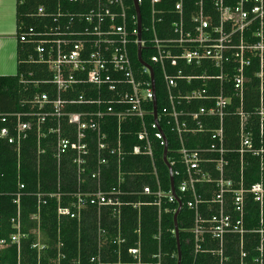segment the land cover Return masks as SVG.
Wrapping results in <instances>:
<instances>
[{"label": "built area", "instance_id": "2783aa9c", "mask_svg": "<svg viewBox=\"0 0 264 264\" xmlns=\"http://www.w3.org/2000/svg\"><path fill=\"white\" fill-rule=\"evenodd\" d=\"M58 1L77 8L58 7L48 15L40 7L37 17H50L52 23H43L40 30L29 27L20 35L21 43L33 45L28 63L38 66L41 76L33 79L35 73L28 72L20 80L47 90L27 112L15 114L13 123L0 116V145L5 142L18 151L31 134L37 139L54 135L52 157L57 166L72 154L79 185L67 194L75 202L59 207L57 214L79 219L83 211H96L99 244L88 264H108L101 215L109 213L120 224L122 209L129 206L157 209L159 248L147 263L139 243L125 251L128 263L121 262L120 249L113 252L117 264H165L161 209L167 201L177 209L179 202L182 210L177 192L191 197L184 206L193 215L187 233L195 257L211 255L214 264H264V0H149L144 29L141 16L138 25L133 0ZM168 1H173L169 25L164 20ZM142 2L136 0L139 12ZM134 48L138 66L132 60ZM161 123L177 135L180 145L183 180L177 191L174 187L175 194L163 192L158 180L155 190L144 186L141 191L152 198L150 203H125L119 187L104 190L103 168L111 162L119 166L125 159L120 126L139 128L140 144L131 153L153 161L152 141L167 147ZM116 124L119 134L112 140ZM227 130H233V137L226 135ZM90 144L97 154L90 173L95 186L82 190ZM173 164L169 163L171 168ZM256 167L258 180L249 183ZM152 175L157 178L155 167ZM23 189L19 185L14 194L16 216L10 223L15 232L0 239V255L8 246L19 252L29 235L36 238L32 248L45 249L39 212L48 199L60 196L24 194ZM25 195L37 201V212L30 217L37 228L28 233L22 232L20 218ZM120 235L118 225L113 244L125 242ZM231 245L237 249L235 257L227 254Z\"/></svg>", "mask_w": 264, "mask_h": 264}, {"label": "trees", "instance_id": "16d2710c", "mask_svg": "<svg viewBox=\"0 0 264 264\" xmlns=\"http://www.w3.org/2000/svg\"><path fill=\"white\" fill-rule=\"evenodd\" d=\"M167 3V2H166ZM173 1H168L165 9L171 10ZM44 8L45 14H55L57 8L62 10L76 9L77 6L63 3L58 0H16V23H17V74L15 76L0 77V116L9 117L10 122H14V115L24 113L30 109V105L37 100L43 92L44 86L34 87L26 85L20 80L21 75L34 72L35 78H40L38 66L28 63L32 54L33 45L20 42V35L26 32L29 27L36 30L42 28L43 23H52V18H38L37 10ZM72 8V9H71ZM133 13V10H132ZM150 3L143 0L140 6V16L142 28L149 22ZM171 19L170 12L164 15V20L169 25ZM147 35L143 33V38ZM132 60L138 66L135 48ZM143 59L147 58V51L142 54ZM156 82L158 75L155 71ZM161 84V83H160ZM160 91V90H159ZM165 91L161 88V96ZM151 121V118H149ZM162 131L167 140V159L174 163L172 167L173 182L176 191L183 180V166L179 161L177 152L180 148L177 135L171 131L170 127H165L161 123ZM138 127L126 129L120 126V141L123 145L125 159L118 166L111 162L102 170L103 188L110 190L117 188L125 193L121 197L122 201L130 204L150 203L152 198L141 195L144 186L156 189V180L160 184L163 192H169L170 179L169 171L163 160V148L155 141H152L153 161L147 157L133 155L131 148L140 143L136 134ZM117 124L112 133V140L117 138ZM227 136L233 137V130L226 131ZM196 139V138H193ZM90 153L87 162V170L81 176L82 190H91L95 184L90 178V173L96 168L97 157L96 148L90 144ZM55 150V136L47 135L45 138L37 139L35 134H31L24 141L19 150L2 142L0 145V216L1 230L0 239H8L15 231L12 229L11 220L16 216L15 205L12 204L14 194L18 191L19 185H23L24 194L43 193L59 195L48 199L46 205H42L39 212L40 242L45 246L44 251L38 252L32 248L36 242L34 235L22 241L20 250L17 252L15 246H8L1 252L0 264H88L89 259L96 254L98 248V219L94 209H88L81 213L79 219H70L67 216H59V207L65 208L75 199L68 196L79 185L76 166L72 163V154H67L57 166L53 159ZM153 167L157 172V178L152 175ZM259 168L254 169V177L249 183L258 180ZM200 193V192H199ZM177 196L183 204L182 210L177 215V225L179 229V245L181 260L180 264H214L215 259L211 255L202 254L197 257L193 255V241L187 231L192 227L193 215L184 204L191 198L189 194H179ZM74 210L73 207H70ZM177 205L164 203L160 216L161 240L160 249L165 256V264H177V244L174 231V214ZM175 211V212H174ZM37 212V201L31 195H25L21 200L20 218L22 232L28 233L37 228L36 222L30 219L31 215ZM118 225L120 237L125 242L121 245L113 244L117 236ZM100 228L105 231L103 242L104 261L108 264H117L116 252L122 250V263L130 262L126 250L140 244L143 262H149L150 256L157 253L159 243L155 236L158 233V213L154 207L140 206L133 209L131 206L122 209L120 224L116 219L111 218L109 213L102 214ZM227 254L235 257L237 249L231 245Z\"/></svg>", "mask_w": 264, "mask_h": 264}, {"label": "crops", "instance_id": "0c3cea01", "mask_svg": "<svg viewBox=\"0 0 264 264\" xmlns=\"http://www.w3.org/2000/svg\"><path fill=\"white\" fill-rule=\"evenodd\" d=\"M16 0H0V77L17 74Z\"/></svg>", "mask_w": 264, "mask_h": 264}, {"label": "water", "instance_id": "95a60500", "mask_svg": "<svg viewBox=\"0 0 264 264\" xmlns=\"http://www.w3.org/2000/svg\"><path fill=\"white\" fill-rule=\"evenodd\" d=\"M133 2H134L135 11H136V14H137L138 25L140 27V12H139V8H138V6L136 4V0H133ZM138 60H139L140 63H142L140 50L138 51ZM151 79L153 80V74H151ZM163 160H164V163L167 166L168 171H169L170 188H171L172 194L174 195L175 192H174V182H173L172 168L170 167V165H169V163L167 161V147H164V149H163ZM180 210H181V204L178 202V209H177L176 213L174 214V219H173V222H174V233H175V238H176L177 254H178L177 264H180V260H181L180 245H179V233H178V225H177V215L180 212Z\"/></svg>", "mask_w": 264, "mask_h": 264}]
</instances>
